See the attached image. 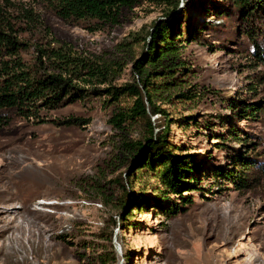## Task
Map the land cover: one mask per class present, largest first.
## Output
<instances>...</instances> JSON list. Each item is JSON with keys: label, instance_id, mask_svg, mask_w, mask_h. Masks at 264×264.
I'll return each mask as SVG.
<instances>
[{"label": "rangeland", "instance_id": "374dc122", "mask_svg": "<svg viewBox=\"0 0 264 264\" xmlns=\"http://www.w3.org/2000/svg\"><path fill=\"white\" fill-rule=\"evenodd\" d=\"M12 1L34 7L55 38L109 66L111 84L148 74L155 85L175 83L149 87L164 111L154 117L169 119L172 145L195 162L198 188L183 212L146 206L119 225L123 189L117 178L151 202L163 194L152 172L130 171L127 144L144 133L143 126L112 130L107 123L131 99L104 106L99 96L43 110L42 122L16 119L0 128V264H101L96 253L110 257L112 249L115 262L106 264H264V172L253 188L240 191L217 171L246 152L236 135L248 139V154L264 159V116L241 119L226 101L264 96V66L251 59L246 38L233 33L236 22L204 15L207 0L181 3L178 11L188 16L183 23H190L198 40H184L172 58L146 64L139 73L134 64L142 36L163 17L162 7H123L118 23L91 32L41 3ZM179 65L186 67L183 73L165 70ZM71 117L82 119L81 125L61 124Z\"/></svg>", "mask_w": 264, "mask_h": 264}, {"label": "trees", "instance_id": "16d2710c", "mask_svg": "<svg viewBox=\"0 0 264 264\" xmlns=\"http://www.w3.org/2000/svg\"><path fill=\"white\" fill-rule=\"evenodd\" d=\"M189 1L33 0L63 20L79 24L91 32L118 23L123 7L141 2L162 7L160 16L163 17L154 22L142 36L143 51L134 64L139 73L146 64L155 65L172 58L184 40H198L193 37L190 23H183L187 14L178 11L181 3L187 6ZM219 2L220 6H216L213 0H207L203 5L204 15L220 14L236 22L233 33L246 38L253 51L251 59L264 66V0ZM173 68L165 70L170 74L175 69L174 73L186 70L184 65ZM148 76L138 81L113 85L109 66L70 43L55 38L34 7L12 0H4V4L0 5V128H10L16 119L42 122L43 110L74 102L89 103L99 96L103 98L104 106L118 102L121 98L131 99V103L116 107L107 123L112 130H122L134 124L143 126L144 133L127 144L132 160L130 171L152 172L162 183L163 194L162 197H154L151 202L142 192L131 193V185L126 184L121 177L117 178L123 189L119 203V225L129 220L133 211H140L146 206L160 208L167 214L183 212L185 205L193 201L190 192L198 188L193 167L195 162L191 157L188 159L180 155L172 145L169 119L166 116L163 119L154 117L164 114V111L152 99L149 87L159 89L161 84L175 83L160 82L155 85ZM226 101L231 102L234 112L241 119L256 121L264 116V96L255 101L234 102L230 98ZM81 121L80 118L71 117L64 119L61 124L79 126ZM236 130L233 129L235 135ZM236 136L247 148L246 152L234 154L231 163L217 171L223 180L233 185L234 190L248 191L264 172V159L248 154V139ZM172 196L178 197L179 202H172ZM112 234V231L108 233V240ZM111 252L110 257L96 253L97 261L101 264L114 263L116 251L112 249Z\"/></svg>", "mask_w": 264, "mask_h": 264}]
</instances>
